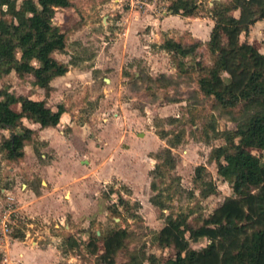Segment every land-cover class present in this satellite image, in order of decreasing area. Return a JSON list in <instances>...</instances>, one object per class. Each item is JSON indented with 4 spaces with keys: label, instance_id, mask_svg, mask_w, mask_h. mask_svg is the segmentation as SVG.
Instances as JSON below:
<instances>
[{
    "label": "rangeland",
    "instance_id": "obj_1",
    "mask_svg": "<svg viewBox=\"0 0 264 264\" xmlns=\"http://www.w3.org/2000/svg\"><path fill=\"white\" fill-rule=\"evenodd\" d=\"M19 1L1 6L7 10L5 18L13 17ZM170 1L69 0L52 18L66 36L64 48L52 55L70 69L65 78L54 81L56 92L52 87L39 90L31 75L18 76L13 70L0 77V88L15 94H45L52 110L66 104L60 121L69 117L71 126L57 120L49 134L62 130L66 135L74 128L90 137L95 148L86 155L74 153L89 160L86 169L57 172L60 187L47 196L51 203L34 209L28 208L36 203L33 196L23 194L20 183L32 170L29 180L37 193L40 177L32 167L65 160L62 153L55 154L36 134L29 143L39 145L43 156L33 152L31 164L24 153L18 160L0 154V264H97L101 235L111 229L123 233L122 243L110 255L114 264H160L175 252L171 243H159L156 237L167 214H186L195 226L211 218L224 197H236L216 174L209 154L224 142L221 132L234 128L249 111L220 108L197 89L194 60L160 47L167 37L199 39L196 55L208 63L204 42L212 24L207 11L212 0H197L196 13L190 16L170 13ZM240 39L264 53V21H255ZM209 122L215 133L206 127ZM198 164L203 165L202 178L215 184L214 193L203 195L193 180ZM154 194L163 208L149 201ZM118 196L128 207L118 204ZM238 205L248 233L257 225L256 215L242 201ZM88 235L93 238L89 246ZM206 243L200 238L190 246L200 249ZM214 244L221 252L225 241L215 239Z\"/></svg>",
    "mask_w": 264,
    "mask_h": 264
},
{
    "label": "trees",
    "instance_id": "obj_2",
    "mask_svg": "<svg viewBox=\"0 0 264 264\" xmlns=\"http://www.w3.org/2000/svg\"><path fill=\"white\" fill-rule=\"evenodd\" d=\"M10 1L0 0V77L13 70L18 76L31 75L38 87L46 89L52 77L68 69L67 63L52 55L66 43L64 31L52 18L55 9L68 5L69 0H20L13 17L7 19L4 16L7 10L1 6ZM197 6V0H171L168 9L173 14L190 16L196 13ZM207 11L212 20L204 42L210 56L208 63L196 55L201 45L199 39L182 42L167 37L160 47L194 60L199 71L197 89L220 108L229 110L237 106L249 111L234 128L221 132L224 142L211 148L209 154L216 174L229 183L236 197H224L212 217L195 226L189 224L186 214L173 217L167 214L156 237L159 243H171L175 252L160 264H264V53L248 39H240L254 21H264V0H212ZM62 111L60 104L52 110L44 99L0 88V129L7 130V134H0L2 158L18 159L23 154V145L31 140L34 129L23 119L43 127L55 123ZM206 125L214 132L213 122ZM33 150L38 152L34 146ZM202 169V164L195 166L193 180L200 183L203 195L214 193L215 184L202 178ZM255 188L257 191L252 192ZM149 201L159 209L164 207L156 194ZM239 201L256 215L257 225L248 233L243 229L245 217ZM127 203L118 196V204L128 207ZM122 237L123 233L115 229L101 235L97 264H114L110 255L122 243ZM88 238L87 246L93 240L89 235ZM200 238L207 240L204 247L190 246L191 240ZM215 239L225 241L221 252L215 247ZM94 245L96 241L92 252ZM140 263L130 261V264Z\"/></svg>",
    "mask_w": 264,
    "mask_h": 264
},
{
    "label": "crops",
    "instance_id": "obj_3",
    "mask_svg": "<svg viewBox=\"0 0 264 264\" xmlns=\"http://www.w3.org/2000/svg\"><path fill=\"white\" fill-rule=\"evenodd\" d=\"M211 3H212V1H211ZM60 7H64V6H60ZM236 13H237V10H236ZM165 17L166 16H164V18H162V19H165ZM256 21H259V20H256ZM208 33H209V31L207 32V35H208ZM69 71H70V69L68 68L63 74L52 77L49 81L48 88L45 89L42 87H38V89L39 90L44 89L45 91H49V88L51 89V87H52L51 91L53 90L54 92H56V87L54 86V81L65 78L66 73ZM35 94H37V95H35ZM43 95H40V93H34V94H30L28 96L31 98H34V99H44L45 102L48 104V102L46 101L45 94H43ZM61 105L63 106V111L60 114L61 117L58 118V121H59L58 124L63 123V124H67V125L71 126V122H73V121L69 117H68V119H64L63 121H60L62 119L64 112H65L64 108L67 107L66 104H64V103H62ZM63 117L65 118V116H63ZM26 123H27L26 125H28L29 127L34 129V133H33L32 137L35 138V135L37 134L38 138H35V139H40V141L43 139L46 142V146L52 147L53 150L55 151L54 152L55 154H57V153L61 154L62 153L60 156L65 159V160H61V161L55 160V159H50L49 162L46 161V162H43L42 164L40 163L36 167H32V169L37 171L36 175H38V177H40L39 178V184L37 185V188H38L37 193L35 191L34 185L31 183V180H29L34 175V174H32V170H30L29 177L25 181L20 183L21 188H23L22 193L26 194V195H32L33 196V198H34L33 200L36 203L31 204L30 205L31 207L29 206L28 208L34 209V207H37L38 204H44V202L48 203V204L51 203V201L49 200V197H47V196H50L54 192V190L56 192L57 189L60 187L59 183L56 182V179H59L58 178L59 175L56 174L57 172L66 173L67 170L72 172L75 169H81L82 166H84L86 169L85 163L89 164L90 163L89 160H86L84 158L85 156L73 157V154L74 153L75 154L80 153L81 155H86L87 151L90 152L92 148L93 149H95V148L92 147V145H91V138L90 137H87L86 134L74 131L75 130L74 128L72 129L73 130L72 132H69L66 135L63 133L62 130H58V132L60 133V134H58L59 135L58 136L54 133L49 134L50 129H51L50 125L40 127L39 124L36 122H26ZM35 124L37 126H32ZM45 131H48V132L46 133ZM57 141H58V143H57ZM42 144H43V142H42ZM38 146L39 145L36 144V148L38 151L36 153L33 150V145H31V143H29V141L23 145L22 151L25 154V158L27 159L26 162L28 161L29 164H31L33 152L36 155H38V153H39V155L43 156V153L39 152ZM18 159H20V158H18ZM19 163H22V161H19ZM22 164H24V163H22ZM10 169H15V168H10ZM85 169L83 171H85ZM86 174H87V172L85 173V175ZM51 185H52V187H50ZM67 187H69V186H67ZM67 189L69 191L70 188H67Z\"/></svg>",
    "mask_w": 264,
    "mask_h": 264
},
{
    "label": "built area",
    "instance_id": "obj_4",
    "mask_svg": "<svg viewBox=\"0 0 264 264\" xmlns=\"http://www.w3.org/2000/svg\"><path fill=\"white\" fill-rule=\"evenodd\" d=\"M8 227H10V224H4V228H8Z\"/></svg>",
    "mask_w": 264,
    "mask_h": 264
},
{
    "label": "water",
    "instance_id": "obj_5",
    "mask_svg": "<svg viewBox=\"0 0 264 264\" xmlns=\"http://www.w3.org/2000/svg\"><path fill=\"white\" fill-rule=\"evenodd\" d=\"M209 3L211 4V1Z\"/></svg>",
    "mask_w": 264,
    "mask_h": 264
}]
</instances>
